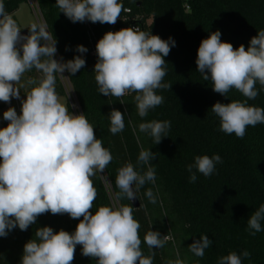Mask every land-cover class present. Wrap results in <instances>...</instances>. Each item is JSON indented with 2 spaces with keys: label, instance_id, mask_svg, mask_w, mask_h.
<instances>
[{
  "label": "clouds",
  "instance_id": "1",
  "mask_svg": "<svg viewBox=\"0 0 264 264\" xmlns=\"http://www.w3.org/2000/svg\"><path fill=\"white\" fill-rule=\"evenodd\" d=\"M56 7L73 23L114 25L122 12L128 11L121 0H56ZM27 28L30 34L21 35V28L0 0V101L10 104L15 98L21 102L20 114L14 107L3 112L8 123L0 128V237L17 227L28 230L46 213L67 214L79 220L75 231L38 228L23 246L21 264H72L77 245L81 254L96 264H153V249L163 248L168 235L149 230L143 237L149 249L145 255L141 225L131 205H101L94 214L90 211L98 195L92 178L104 173L113 156L96 138L93 124L83 113L72 114L56 91L57 76L64 78L65 71L75 75L85 67V59L80 55L66 62L54 59L57 42L46 22H34ZM220 37L217 30L201 41L195 63L202 79L211 80L215 93L228 97L235 89L246 98L216 102L211 107L219 118V130L242 139L249 126L264 124V108L248 103L259 95L257 83L264 90V29L251 38L247 49L243 44L234 48ZM173 46L171 37L164 40L139 27L106 32L96 44L93 70L99 93L115 97L121 104L122 97L135 93L137 114L146 117L164 102L157 90L171 89L172 84L163 82L167 74L164 57ZM76 51L83 54L87 48L78 45ZM33 70L37 75L25 78ZM21 89L26 99L21 100ZM108 118L113 135L124 130V113L113 108ZM170 128L168 120L138 125L139 132L151 137L155 145L168 137ZM154 159V152L141 147L136 165L128 162L117 169L116 201L135 200L146 183L155 185ZM218 163H222L219 154L195 156L193 163L186 165L189 182H196L197 172L210 177ZM137 165L146 166V171H137ZM144 195L150 203L157 202L152 188ZM262 220L264 204L247 220L250 235L264 230ZM211 244L207 235H201L188 250L202 258ZM250 258L247 250L230 252L217 264H243V259ZM167 264L184 261L177 254V259Z\"/></svg>",
  "mask_w": 264,
  "mask_h": 264
},
{
  "label": "trees",
  "instance_id": "2",
  "mask_svg": "<svg viewBox=\"0 0 264 264\" xmlns=\"http://www.w3.org/2000/svg\"><path fill=\"white\" fill-rule=\"evenodd\" d=\"M27 1L3 0L10 15ZM36 2L42 21L57 42L54 59L66 62L80 55L86 61L75 75L65 71L64 78L57 76L56 91L65 98L68 89L65 84H69L80 113L93 124L96 138L102 140L113 156L104 173L92 178L98 195L90 211L94 214L101 205L132 206L127 199L115 200L117 169L128 162L136 165L141 147L150 149L155 153L151 163L156 169V182L146 183L140 189L137 195L141 207H132L134 218L141 225L139 236L145 255L149 249L143 237L149 230L170 237L163 248L153 249V264H167L177 259V254L184 264H217L220 257L230 252L241 254L244 250L251 253V258L243 259V264H264V230L253 236L247 228L251 214L264 204V124L249 126L242 139L220 131L219 118L211 107L216 102L227 104L246 98L235 89L228 97L215 93L211 80L202 79L195 63L201 41L217 30L222 42L231 43L234 48L243 44L247 49L251 38L264 29V0H121L134 15L152 18L151 34L175 41L169 55L164 57L167 74L163 82L172 84L171 89L157 90L164 102L144 118L137 114L135 93L121 98L124 104L99 93L93 72L96 60L84 22L73 23L59 13L56 0ZM111 25L97 22L93 23V29L101 38ZM78 45L86 47L87 52H77ZM36 75L33 70L25 78ZM256 87L259 95L248 103L264 108V90H260L258 83ZM24 91L21 89V96H25ZM67 106L71 111V104ZM4 108L5 104L0 103V111ZM113 108L124 113L125 122L124 130L116 135L109 131L108 116ZM151 120L171 121L168 137L156 145L138 130L140 123ZM4 122L7 125L8 121ZM214 154L222 159L216 171L207 178L197 172L196 182L190 183L186 165L193 163L197 155ZM137 171H146V166L137 165ZM148 188L157 196L155 204L144 195ZM78 223L67 214L46 213L26 231L18 227L11 230L6 237H0V264H21L23 246L34 238L38 228L49 226L57 232L63 229L72 233ZM261 226L264 229V220ZM201 235L212 241L202 258L188 250ZM72 264H96V261L83 256L81 246L77 245Z\"/></svg>",
  "mask_w": 264,
  "mask_h": 264
},
{
  "label": "rangeland",
  "instance_id": "3",
  "mask_svg": "<svg viewBox=\"0 0 264 264\" xmlns=\"http://www.w3.org/2000/svg\"><path fill=\"white\" fill-rule=\"evenodd\" d=\"M19 25V27L22 30L28 29L27 27L30 26L31 23L34 22H40L42 21V17L40 15V12L38 10V6L35 0H28L27 3L23 4L20 9L13 15H11ZM66 83V81H64ZM67 86V96L60 97V100L62 103L71 104V113L74 115L81 114L76 103L74 102V99L72 98V94L70 91L69 84H65ZM26 99V96H21V100ZM0 103L5 104V108L0 111V128L6 127L7 125L4 122L3 119V112L6 111L9 107H14L18 114H20L21 109V102L20 100H17L15 98L12 99L10 104H6L2 101ZM73 105L75 107H73Z\"/></svg>",
  "mask_w": 264,
  "mask_h": 264
},
{
  "label": "built area",
  "instance_id": "4",
  "mask_svg": "<svg viewBox=\"0 0 264 264\" xmlns=\"http://www.w3.org/2000/svg\"><path fill=\"white\" fill-rule=\"evenodd\" d=\"M125 9H127L128 11H125L121 14V17L118 18L117 22L114 25H111V29L109 31L115 32V31H119L120 29H123V28L139 27L141 30L151 32L152 18H145V16L134 15L130 8H125ZM187 9H189L188 6H187ZM84 24L87 28V36L89 38V42H90L91 47H92V53L91 54L97 62L96 44L99 41V39H101L102 37L101 38L97 37V35L93 29V23L92 22L85 21ZM127 95L128 94H126L125 96H127Z\"/></svg>",
  "mask_w": 264,
  "mask_h": 264
},
{
  "label": "water",
  "instance_id": "5",
  "mask_svg": "<svg viewBox=\"0 0 264 264\" xmlns=\"http://www.w3.org/2000/svg\"><path fill=\"white\" fill-rule=\"evenodd\" d=\"M29 34H30V33H29V30H28V29H26V30H22V31H21V35H29ZM130 202H131L132 206H133L135 209L140 208L141 202H140V200H139V198H138V195H137V198H136L135 200H132V201H130Z\"/></svg>",
  "mask_w": 264,
  "mask_h": 264
}]
</instances>
